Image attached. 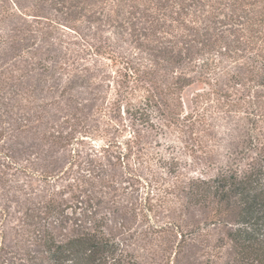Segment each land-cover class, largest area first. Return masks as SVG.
Here are the masks:
<instances>
[{
    "label": "rangeland",
    "instance_id": "1",
    "mask_svg": "<svg viewBox=\"0 0 264 264\" xmlns=\"http://www.w3.org/2000/svg\"><path fill=\"white\" fill-rule=\"evenodd\" d=\"M224 1L0 0V264H47L50 239L95 229L116 244L117 264L232 261L229 228L183 192L244 169L254 138L264 143L247 20L224 18ZM211 34L220 41L209 46ZM129 66L150 76L131 113L113 105L134 87ZM146 87L159 105L154 129L132 119ZM159 101L187 118L180 130L165 127ZM173 155L175 174L159 162Z\"/></svg>",
    "mask_w": 264,
    "mask_h": 264
},
{
    "label": "trees",
    "instance_id": "2",
    "mask_svg": "<svg viewBox=\"0 0 264 264\" xmlns=\"http://www.w3.org/2000/svg\"><path fill=\"white\" fill-rule=\"evenodd\" d=\"M90 1L95 5L100 0ZM226 4L229 10H227L228 13H222L224 18L240 23L242 22L240 17L244 21L247 20L250 35L247 37L245 45L252 51L251 56L247 59L245 69L246 72L255 75L258 87H264V0H226L224 1L225 7ZM210 21L215 23L214 12H211ZM194 29L195 37H197L198 30L196 27ZM207 29L211 31L213 27L208 26ZM219 33L224 39V29ZM213 41L216 43L220 39L211 34L206 36L202 42L212 46ZM211 48L209 49L212 50ZM174 53L179 55L178 52ZM176 55L164 56V60L166 59L170 63L171 60H175ZM178 58V63L182 64L184 58ZM204 65H206L205 61L196 67L203 69ZM128 68L131 71L127 74V81H132L134 87L126 85L123 89L117 90L113 105L119 106V108L122 105H127L129 107L127 112L131 113L132 108L129 101L135 97V92L140 91L141 93L140 76H145V78L150 76H146L143 70L140 71V69L131 66ZM147 68L152 71L150 67ZM148 74L150 75V73ZM181 80L183 79L178 78L179 82ZM137 84L139 87H136ZM190 85L191 83H187L184 86ZM143 96H140L141 106L135 108L134 117L132 114L131 116L132 119L135 118L144 126L149 127L148 129H154L152 118L156 112L155 107L159 110V105L158 102L154 103L153 98L156 97L147 87ZM159 104H162V108H165L168 113L165 115L169 118L170 124L168 123L165 127L180 130L179 127L187 118H180L179 113L175 110L177 105L170 102L162 103V101H159ZM255 121L257 125L264 123V114H259ZM136 135L137 131L135 130L134 137H132L134 139L130 140L128 145L138 144ZM252 144L253 155L250 156L244 169L228 167L214 178L192 179L188 182L186 190L183 191L189 206L200 207L203 210L210 209L215 219L214 226L229 228L226 235L232 245L234 256L232 261L227 264H264V143L259 137H255ZM126 158L128 156L124 157V159ZM152 160L154 159L151 158L150 161ZM159 162L164 167L171 166L169 172L175 174L173 165L178 163V158L173 155L168 159H160ZM45 254L47 264H117L119 262L116 244L98 229L92 232L84 231L63 243L50 239L45 245Z\"/></svg>",
    "mask_w": 264,
    "mask_h": 264
}]
</instances>
